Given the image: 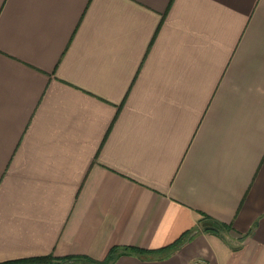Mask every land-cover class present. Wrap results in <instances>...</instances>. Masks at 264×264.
I'll return each mask as SVG.
<instances>
[{"label": "crops", "instance_id": "0c3cea01", "mask_svg": "<svg viewBox=\"0 0 264 264\" xmlns=\"http://www.w3.org/2000/svg\"><path fill=\"white\" fill-rule=\"evenodd\" d=\"M112 248L264 264V0H0V264Z\"/></svg>", "mask_w": 264, "mask_h": 264}, {"label": "trees", "instance_id": "16d2710c", "mask_svg": "<svg viewBox=\"0 0 264 264\" xmlns=\"http://www.w3.org/2000/svg\"><path fill=\"white\" fill-rule=\"evenodd\" d=\"M206 231L215 232L214 228L205 229ZM181 241L176 244L161 249L159 252L160 258L168 257L176 248L180 246ZM128 249H124L123 253H126ZM141 252V251H138ZM118 248H112L108 256L102 260L97 261L89 257H74V258H56L53 255H46L40 257H30L18 260H11L1 264H112L114 263L118 256L123 254Z\"/></svg>", "mask_w": 264, "mask_h": 264}, {"label": "built area", "instance_id": "2783aa9c", "mask_svg": "<svg viewBox=\"0 0 264 264\" xmlns=\"http://www.w3.org/2000/svg\"><path fill=\"white\" fill-rule=\"evenodd\" d=\"M194 264H207L205 260L203 259H198L194 262Z\"/></svg>", "mask_w": 264, "mask_h": 264}]
</instances>
